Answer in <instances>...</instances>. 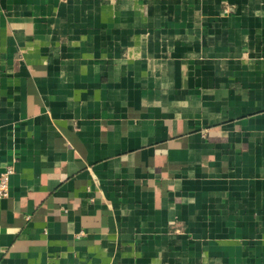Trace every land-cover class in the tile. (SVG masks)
I'll return each instance as SVG.
<instances>
[{
	"label": "crops",
	"instance_id": "1",
	"mask_svg": "<svg viewBox=\"0 0 264 264\" xmlns=\"http://www.w3.org/2000/svg\"><path fill=\"white\" fill-rule=\"evenodd\" d=\"M0 264H264V0H0Z\"/></svg>",
	"mask_w": 264,
	"mask_h": 264
},
{
	"label": "built area",
	"instance_id": "2",
	"mask_svg": "<svg viewBox=\"0 0 264 264\" xmlns=\"http://www.w3.org/2000/svg\"><path fill=\"white\" fill-rule=\"evenodd\" d=\"M15 174L13 165L5 168L4 172L0 174V200L7 199L10 195V180Z\"/></svg>",
	"mask_w": 264,
	"mask_h": 264
}]
</instances>
